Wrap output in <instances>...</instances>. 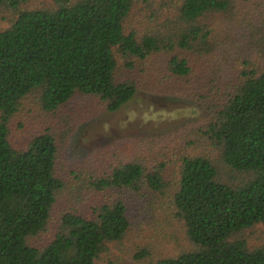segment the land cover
I'll return each instance as SVG.
<instances>
[{"label":"trees","instance_id":"1","mask_svg":"<svg viewBox=\"0 0 264 264\" xmlns=\"http://www.w3.org/2000/svg\"><path fill=\"white\" fill-rule=\"evenodd\" d=\"M26 1L0 0L7 22L0 24V264H97L131 226L127 203L111 193L162 194L169 168L172 209L188 245L152 264H264V240L248 242L256 226L264 231V13H250L242 26L240 0H177L170 12L140 6L144 0H50L38 8ZM228 35L241 39L239 50H217L237 41ZM220 53L232 78L213 68L197 74L216 67L210 63ZM161 57L162 78L194 88L188 95L205 111L191 123L196 140L124 142L87 184L106 199L87 212L68 206L53 219L66 147L83 118L59 116L16 145L11 125L23 101L51 115L81 95L114 112L146 87ZM145 67L143 81L130 74ZM148 254L143 248L136 257Z\"/></svg>","mask_w":264,"mask_h":264},{"label":"rangeland","instance_id":"2","mask_svg":"<svg viewBox=\"0 0 264 264\" xmlns=\"http://www.w3.org/2000/svg\"><path fill=\"white\" fill-rule=\"evenodd\" d=\"M173 2H177V0H144L140 6L151 4L149 8L155 7L154 10H159V6L163 5L164 10L170 12L173 9ZM26 4L29 8H38L49 7L51 2L50 0H27ZM236 8L240 11V15L245 16L241 23L244 26L248 22L250 13H264V0H240ZM235 20L238 21L237 18ZM147 21L153 25V20ZM0 24L6 26L7 22L0 18ZM145 24L146 22H143L142 25L136 27L142 29ZM249 31H247V35ZM228 37L236 38L237 41L230 44L226 40ZM251 38L254 42L257 35L253 34ZM219 39L221 42L226 40L228 42L226 46L230 47L223 48V50L218 48L219 51L234 52L242 47V43L238 42L241 39L237 35H228L226 39L219 36ZM216 56L210 63L216 67L201 66L197 74L208 72L213 74L210 70L213 68L215 71L218 69L217 71L221 73L224 80L228 79L230 75L232 78V73L226 68L230 61H224L227 56L221 53ZM162 59L164 57L154 60L156 65L152 69L150 84L147 83L146 87H144L145 84L140 85L134 96L114 112L105 111L91 97L81 95L75 96L63 105L57 114L51 115L40 111L32 99L23 101L24 105L11 125L10 139L16 145H22L27 134L32 130L57 122L59 116L63 119H69L72 115L75 119L78 116L83 118L76 123L66 147V160H63L65 168L62 169L63 172L65 170L62 173L65 187L58 196L53 219L68 206L80 212H87L90 211L91 204L106 199L102 194L88 188L87 184L90 178L97 174V168L101 164V169H106L105 165L112 160L113 154L118 152L119 146L124 142L135 141L136 144H139L140 142L136 140L158 136L162 146H170L172 145L171 138L176 139L175 142L181 143L182 140H178L177 136L181 139L183 135L186 136L185 141L187 138L196 140V136L191 131L194 125L191 123L202 116L205 111L193 97L188 95V92L194 88L183 81L162 78ZM146 72L147 68L143 73L134 70L130 74L139 78L137 80L143 81L146 78ZM193 80L196 81V79ZM148 84L151 90L145 91ZM161 85L165 86L159 87ZM162 136L168 137L169 141ZM118 156L124 157V153L119 152ZM99 159L101 161L96 162ZM74 170L81 173L79 178H74L75 176L71 175ZM165 177L167 188L162 194L148 193L137 196L127 191L118 190L111 193V199L118 196L127 203L131 226L120 242L108 244L107 249L97 258V264H152L159 257L175 254L186 248L188 243L185 239L184 229L174 217L171 204V184L175 180L172 168H169V172L166 171ZM74 192H77L76 198L71 200V195ZM53 226L52 220L47 229L49 233L52 232ZM48 232L45 233L42 240L46 238ZM263 232L262 225L256 226L248 239L249 244L261 243L264 240ZM143 248L149 252L148 256L145 258L136 257L138 251Z\"/></svg>","mask_w":264,"mask_h":264}]
</instances>
